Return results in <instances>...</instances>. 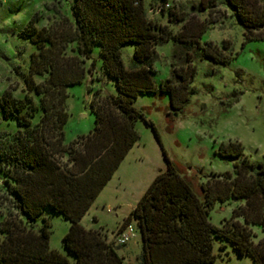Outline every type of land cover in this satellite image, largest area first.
<instances>
[{
	"label": "trees",
	"instance_id": "obj_1",
	"mask_svg": "<svg viewBox=\"0 0 264 264\" xmlns=\"http://www.w3.org/2000/svg\"><path fill=\"white\" fill-rule=\"evenodd\" d=\"M165 2L148 0V7L158 12ZM216 2L198 0L191 9L208 17L175 18L181 25L174 32L147 18L144 0H72L69 17L55 15L39 29L35 15L28 20L20 35L35 46V52L29 56L24 84L27 93L39 96L41 117L30 126L36 109L29 97H0L1 118L19 128L10 142H0V208L5 210L0 211V264H70L49 248L47 222L34 227L45 209L69 223L62 246L74 257L72 264H122L104 233L79 223L138 141L136 121L142 119L156 135L151 122L132 106L133 100L142 94H167L165 114L175 116L195 91L191 82L198 61L224 66L234 58L224 53L229 43L219 47L199 43L216 22L209 18ZM219 2L242 28L244 42L264 40V7L259 0ZM167 43L172 45L170 74L156 86L155 48ZM127 45L133 51L125 66L120 50ZM94 48L101 74L112 83L115 95L94 90L89 104L93 130L65 145L66 89L90 75L84 63L89 60L93 66ZM34 76L44 79L35 83ZM215 154L232 160V170L211 174L196 186L195 194V176L191 181L181 175L163 153L165 169L155 175L121 223V228L133 223L137 231L139 264H213L214 239L229 245L237 256H248L251 264H264V160L249 161L236 141L220 143ZM228 200L239 204L219 227L211 225L210 209ZM252 226L263 232L256 242Z\"/></svg>",
	"mask_w": 264,
	"mask_h": 264
},
{
	"label": "rangeland",
	"instance_id": "obj_2",
	"mask_svg": "<svg viewBox=\"0 0 264 264\" xmlns=\"http://www.w3.org/2000/svg\"><path fill=\"white\" fill-rule=\"evenodd\" d=\"M71 1L0 0V97L3 94L13 99L29 97L36 109L29 118L30 126L36 125L41 117L39 96L27 93L24 84L29 56L35 52V46L22 38L20 32L33 15L38 20L35 24L38 29L46 27L55 15L69 17ZM197 1L166 0L168 7L155 12L148 7V0H144V8L148 19L174 32L181 25L174 19L196 14L191 7ZM259 1L264 7V0ZM214 12L209 18L216 22L208 27L199 43L211 42L218 47L224 42L229 43V50L224 53L234 58L224 66L212 65L207 60L198 61L191 82L195 91L188 104L175 116L165 114L169 102L167 94H142L133 100L132 106L143 113L145 120L151 122L157 137L142 119L136 121L138 141L79 223L84 229H96L104 233L112 241L123 264H139L138 234L123 246H116L114 238L123 219L133 209L157 171L165 169L163 153L181 171V175L191 181L192 175L195 176L192 183L195 194H198L196 186L211 174L232 170V160L221 159L215 154L220 143L236 141L249 161L264 160V40L244 42L242 28L219 0ZM196 15L200 20L208 17L206 12ZM171 50L170 43L155 48L157 57L153 62L155 72L152 79L156 86L169 77ZM132 51V45L120 50L125 66L131 62ZM91 60V68V61L84 63L85 69H90V75H86L82 83L66 89L64 109L68 118L64 126L65 145L93 130L94 116L89 109L93 91L100 89L103 94L115 95L112 83L101 74L97 48L93 49ZM43 79L33 77L35 83ZM18 130L14 121L0 116L1 143L10 142ZM1 180L0 175V194L3 192ZM238 204L232 200L215 203L209 211L208 222L219 227L224 220L229 219L231 210ZM0 211L5 210L2 207ZM42 220L48 224L49 248L59 252L72 264L74 257L62 246V238L69 223L48 209L34 223L36 229L42 225ZM250 230L254 235L253 242L263 236L259 227L252 226ZM212 253L215 255L213 264H251L248 256H237L229 245L217 239L212 242Z\"/></svg>",
	"mask_w": 264,
	"mask_h": 264
},
{
	"label": "built area",
	"instance_id": "obj_3",
	"mask_svg": "<svg viewBox=\"0 0 264 264\" xmlns=\"http://www.w3.org/2000/svg\"><path fill=\"white\" fill-rule=\"evenodd\" d=\"M168 5L165 4V8H167ZM137 231L132 224H127L119 229L117 232L115 238H114V244L116 246H123L129 241L133 240ZM123 264V263H122Z\"/></svg>",
	"mask_w": 264,
	"mask_h": 264
},
{
	"label": "crops",
	"instance_id": "obj_4",
	"mask_svg": "<svg viewBox=\"0 0 264 264\" xmlns=\"http://www.w3.org/2000/svg\"><path fill=\"white\" fill-rule=\"evenodd\" d=\"M158 172H159V171H157V173H158ZM157 173H156V174H157ZM135 244H138V243H135Z\"/></svg>",
	"mask_w": 264,
	"mask_h": 264
}]
</instances>
